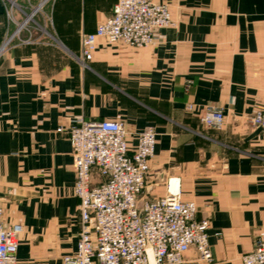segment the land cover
<instances>
[{
  "label": "crops",
  "instance_id": "1",
  "mask_svg": "<svg viewBox=\"0 0 264 264\" xmlns=\"http://www.w3.org/2000/svg\"><path fill=\"white\" fill-rule=\"evenodd\" d=\"M153 1L167 3L173 21L155 43L99 39L83 67L79 35L116 0H49L50 21L36 16L48 34L22 31L31 42L2 49L15 25L0 0V204L18 230L15 264H62L76 248L73 158L57 128L78 117L122 121L130 147L138 131L155 130L145 196L177 178L180 198L210 223L212 261L190 247L178 264H242L264 238V132L248 119L264 102V0ZM209 106L222 110L220 127L201 122Z\"/></svg>",
  "mask_w": 264,
  "mask_h": 264
},
{
  "label": "built area",
  "instance_id": "2",
  "mask_svg": "<svg viewBox=\"0 0 264 264\" xmlns=\"http://www.w3.org/2000/svg\"><path fill=\"white\" fill-rule=\"evenodd\" d=\"M49 0L19 5L8 0L5 13L14 30L1 49L14 38L38 29L48 34L44 12ZM21 18L15 19L14 11ZM173 24L167 3L153 0H116L110 16L96 25L94 31L81 32L76 58L86 67L96 42L123 43L143 47L157 41L158 30ZM0 49V50H1ZM189 108V107H188ZM252 125L264 132V102L248 117ZM224 115L219 107L209 106L201 122L220 127ZM66 134L73 158L75 180L72 186L78 198L79 231L73 253L62 256V264H178L183 254L194 247L200 259L212 261L209 246L210 223L196 219L194 201L180 198L179 181L170 177L161 196H145L149 161L154 155L156 132L147 127L136 133V142L129 146L127 130L118 120H70ZM95 176L97 179L95 180ZM0 204V264H15L18 230L4 223ZM242 264H264V238L255 241L253 249L242 255Z\"/></svg>",
  "mask_w": 264,
  "mask_h": 264
},
{
  "label": "rangeland",
  "instance_id": "3",
  "mask_svg": "<svg viewBox=\"0 0 264 264\" xmlns=\"http://www.w3.org/2000/svg\"><path fill=\"white\" fill-rule=\"evenodd\" d=\"M37 20V19H36Z\"/></svg>",
  "mask_w": 264,
  "mask_h": 264
}]
</instances>
